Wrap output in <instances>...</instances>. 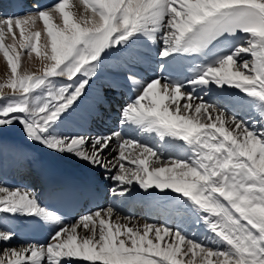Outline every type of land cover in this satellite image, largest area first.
Segmentation results:
<instances>
[{
  "label": "snow or ice",
  "instance_id": "snow-or-ice-1",
  "mask_svg": "<svg viewBox=\"0 0 264 264\" xmlns=\"http://www.w3.org/2000/svg\"><path fill=\"white\" fill-rule=\"evenodd\" d=\"M69 2L0 17L9 70L0 133L19 124L34 144L104 169L114 198L160 190L166 219L140 225L110 205L69 223L34 191L0 185V242L15 239L13 218L51 229L46 243L4 248L0 264H264V0H80L81 11ZM141 39L158 46L162 73L180 57L199 62L190 76L142 81L133 71ZM33 54L39 67L24 68ZM108 58L135 86L119 119L131 131L65 134ZM213 91L224 106L199 94Z\"/></svg>",
  "mask_w": 264,
  "mask_h": 264
},
{
  "label": "bare ground",
  "instance_id": "bare-ground-1",
  "mask_svg": "<svg viewBox=\"0 0 264 264\" xmlns=\"http://www.w3.org/2000/svg\"><path fill=\"white\" fill-rule=\"evenodd\" d=\"M1 4L2 3L0 1V5ZM72 5H75L74 9H72ZM82 7L83 6L80 4V0H70L69 2L70 10L81 11ZM9 13L10 11H4L1 9L0 17L8 16ZM37 27L42 29L43 27L42 23H38ZM45 39L46 36L42 35L41 44H43ZM39 64L40 61L36 59L35 54H33V58L31 61H29L27 55H25L23 58L24 68H31L32 70H36V68L39 67ZM112 68H114L112 58L106 59L104 67L100 71L99 76H97L92 81L91 86L88 88L86 96H89L90 100H86L84 98L82 102L91 101L92 104L98 105L97 101L102 100L100 91L103 90L105 94L110 93L111 79L107 75H105L106 74L105 72L112 71ZM8 73L9 70L6 65V61L3 59L2 54H0V82H2L6 78V75ZM5 91H7V89H5ZM199 94L203 95L208 103H215L217 104L218 107L224 106L222 103H220L221 98L216 94L215 91L207 95L205 93H199ZM98 107L100 106L98 105ZM93 110L94 108H92V111ZM88 111H91V108ZM226 111H228L229 115L234 114L231 105H227ZM95 115L99 117L98 113H95ZM235 115H237L239 119H243L246 121H254V119L256 118L255 113L246 114L245 112H238V114ZM104 129L105 127L103 123H100L99 125H95V123L88 122L87 116H85L83 113H81L78 110V106L76 110L72 112L69 117L65 119L62 125V130L64 131L65 134L87 133L93 136L98 133L108 134L109 132L104 131ZM119 131L130 132L131 130L126 128H121ZM135 135L138 136L141 140L144 139V137L139 136V134H135ZM112 147H115V145H113ZM115 155L116 153L112 151V148H110L106 153V156L109 159H111ZM41 161H44L45 164L48 165L50 168H56L59 170L69 169L78 173L79 175L85 174L91 178L98 177L100 178V180L104 181V183H107V185H109V190L113 186H115V182L107 178L108 174L104 172V169L93 168L82 161H78L74 157L68 155H61L59 153L49 151L46 148H43L42 146L34 144L25 136L19 124L0 133V182H1L0 185L9 186L10 183H17L18 186L11 188L30 189L34 191L33 187L31 188L21 183V181H23L21 179V176L23 175V173L25 172L27 173L28 171H30V174L34 176L35 180H37L38 176L39 177L43 176V171H42L43 168L41 165ZM149 191H152V197H148L143 192V190L139 189L138 186L132 191L131 195L126 196L125 198L122 199L114 198L113 195L110 193L111 197L107 199V201L105 202L102 208H107L110 205L114 206L117 214L122 218L131 217V214L134 213L135 216L133 220L140 225H143L146 222L157 223V224L163 223L166 219L165 217H159L157 221L152 222L148 214L149 210H151L152 208H157L158 204L163 203L161 200L162 194L160 193V190H155V191L149 190ZM35 193L38 195L40 199L39 191L37 190ZM172 194L175 195V193ZM149 202H154V204L150 205ZM139 205L144 206V209H140ZM26 219H30V218L17 217L10 219L7 223V226L12 230H14V227L16 226L19 220L24 221ZM113 219H115V217H113ZM33 220L39 223H43L42 221H38L35 219ZM170 223H172V221ZM45 227H47L50 234L51 229L47 225H45ZM199 229L205 233L203 228H199ZM202 235L203 234L196 232L195 238L197 240H202ZM15 241H20V238L17 235L10 244H4L3 242H0V250L11 247L12 244L15 243ZM81 264H87V262H81Z\"/></svg>",
  "mask_w": 264,
  "mask_h": 264
},
{
  "label": "rangeland",
  "instance_id": "rangeland-1",
  "mask_svg": "<svg viewBox=\"0 0 264 264\" xmlns=\"http://www.w3.org/2000/svg\"><path fill=\"white\" fill-rule=\"evenodd\" d=\"M7 42H10V38L8 39V40H6V43ZM237 113V112H236ZM235 113V114H236ZM18 246H21V244H19L17 241H15V243L14 244H12V246L11 247H18ZM3 248V247H2ZM3 251V249L2 250H0V252H2Z\"/></svg>",
  "mask_w": 264,
  "mask_h": 264
}]
</instances>
